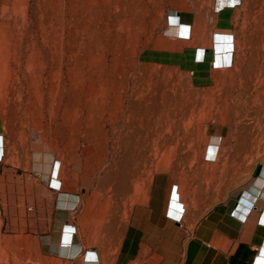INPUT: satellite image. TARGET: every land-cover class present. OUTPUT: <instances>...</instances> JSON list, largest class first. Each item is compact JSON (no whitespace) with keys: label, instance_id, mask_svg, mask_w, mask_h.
<instances>
[{"label":"rangeland","instance_id":"obj_1","mask_svg":"<svg viewBox=\"0 0 264 264\" xmlns=\"http://www.w3.org/2000/svg\"><path fill=\"white\" fill-rule=\"evenodd\" d=\"M214 2L0 0L4 142L30 144L62 162L78 208L111 211L113 243L136 188L141 192L159 171L191 170L186 162L205 159L216 137L222 138L220 158L239 163L234 170L241 182L254 163L249 145L256 159L264 157V57L248 71L249 56L240 55V66L218 73L211 87L141 60L167 31L171 11L196 9L213 23ZM243 7L251 17L243 31L263 30L264 0H244ZM97 126L109 136H94ZM136 130L141 146L120 149L115 142ZM232 170L208 167L209 175L222 173L224 189Z\"/></svg>","mask_w":264,"mask_h":264},{"label":"crops","instance_id":"obj_2","mask_svg":"<svg viewBox=\"0 0 264 264\" xmlns=\"http://www.w3.org/2000/svg\"><path fill=\"white\" fill-rule=\"evenodd\" d=\"M221 2H214L213 23L196 9L171 11L165 34L142 52L143 63L188 73L199 87L240 66V55L256 71L264 21L261 31H243L251 23L244 0ZM4 136L0 125V264H264V157L256 159L255 146L248 147L254 163L242 182L234 170L239 163L220 158L221 137L205 159L186 162L191 170L155 173L141 192L136 188L113 243L111 211L78 208L62 162L30 144L9 146ZM211 166L233 168L225 189L222 173L209 175Z\"/></svg>","mask_w":264,"mask_h":264},{"label":"bare ground","instance_id":"obj_3","mask_svg":"<svg viewBox=\"0 0 264 264\" xmlns=\"http://www.w3.org/2000/svg\"><path fill=\"white\" fill-rule=\"evenodd\" d=\"M230 2V0H227ZM223 0L221 2V4H223ZM173 25V24H172ZM224 39L222 36L219 37V40H222ZM223 43V42H222ZM222 58V57H221ZM222 61V60H221ZM224 61V60H223ZM226 63V62H225ZM231 63V62H230ZM217 65V64H216ZM222 65V64H221ZM223 67V66H221ZM225 67V66H224ZM220 68V67H219ZM109 122H114V118L113 117H110V119H108ZM107 121V120H106ZM105 132L102 131L101 127L100 126H97V128H95V130L93 131V134L94 136H98V135H101V134H104ZM116 133H113V135H115ZM105 135L108 137V133H105ZM111 135V134H110ZM128 136V135H127ZM124 137V136H123ZM122 137V138H123ZM121 138V139H122ZM129 139L127 140V138H123L122 140L119 139L118 141H116L115 143L119 145L120 149H131V148H137L139 145L141 146L140 144V137H139V134L137 132V130L135 132H133V135H130L128 137ZM219 144V141L216 139H214L211 143V149L213 147H216L217 145ZM217 148V147H216ZM213 152H211L210 154H212Z\"/></svg>","mask_w":264,"mask_h":264},{"label":"built area","instance_id":"obj_4","mask_svg":"<svg viewBox=\"0 0 264 264\" xmlns=\"http://www.w3.org/2000/svg\"><path fill=\"white\" fill-rule=\"evenodd\" d=\"M176 190V189H175Z\"/></svg>","mask_w":264,"mask_h":264}]
</instances>
